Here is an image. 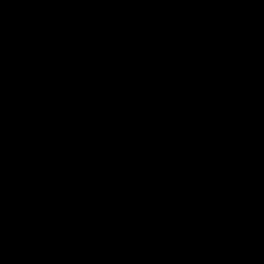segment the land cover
Returning a JSON list of instances; mask_svg holds the SVG:
<instances>
[{
  "label": "water",
  "instance_id": "1",
  "mask_svg": "<svg viewBox=\"0 0 264 264\" xmlns=\"http://www.w3.org/2000/svg\"><path fill=\"white\" fill-rule=\"evenodd\" d=\"M0 264H264V0H0Z\"/></svg>",
  "mask_w": 264,
  "mask_h": 264
}]
</instances>
